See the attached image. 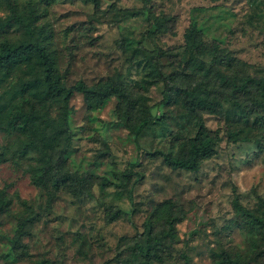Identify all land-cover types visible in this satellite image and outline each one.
<instances>
[{
	"label": "rangeland",
	"instance_id": "374dc122",
	"mask_svg": "<svg viewBox=\"0 0 264 264\" xmlns=\"http://www.w3.org/2000/svg\"><path fill=\"white\" fill-rule=\"evenodd\" d=\"M13 8L35 14L32 30L13 26L1 37L43 42L61 83L121 82L136 103L126 109L111 95L89 107L75 91L65 123L61 102L34 85L37 67L0 70V194L9 201L0 211V264H230L223 253L264 264L261 238L235 206L264 212V129L227 85L234 75L264 79V0H0V19ZM193 21L226 59L203 68L189 60L185 32ZM198 85L215 105L190 110L182 103L178 87ZM168 89L175 92L170 103ZM32 106L37 147L53 146L54 171L86 175L82 192L61 187L50 195L32 181L29 164L42 152L15 150L20 132L10 128ZM147 115L153 122L135 134L127 123ZM198 117L218 131L216 154L197 171L171 168L155 153H183ZM6 146L13 151L4 154ZM132 169L144 173L135 184L137 174H125ZM117 210L121 216L110 218ZM172 211L181 218L170 230ZM151 216L159 237L151 242L163 261L147 262L136 250Z\"/></svg>",
	"mask_w": 264,
	"mask_h": 264
},
{
	"label": "trees",
	"instance_id": "16d2710c",
	"mask_svg": "<svg viewBox=\"0 0 264 264\" xmlns=\"http://www.w3.org/2000/svg\"><path fill=\"white\" fill-rule=\"evenodd\" d=\"M35 14L32 12H23L17 8H13L12 12L5 18L0 19V70L12 71L18 67L35 66L40 70V74L35 80L34 85L41 87L45 96L57 98L61 103V114L64 122H67V108L70 99L75 91H80L84 94L85 100L89 107L100 105L106 98L111 95H117L122 99L126 109L135 107L136 101L133 97V91L127 85L110 80L100 84H88L84 80H79L76 84L68 86L60 82L57 73L55 58L52 52L43 42H23L13 43L7 37H1V34L13 26L26 27L32 30L33 19ZM186 48L188 58L191 62L197 63L203 68L208 61L215 62L224 60L227 55L217 45L210 46L203 39L201 29L197 22L193 21L185 32ZM235 57H230V60H235ZM227 85L230 89V95L235 96L234 99L241 100L237 103L244 106V111L247 117L252 118V124L258 128L264 129V79H258L249 75H234L229 77ZM184 88V89H181ZM184 93L185 102L182 103L190 110H195L199 105L211 107L216 103L209 99V90L203 86L194 87H178ZM175 92L170 89L164 93L165 102L170 103L174 98ZM208 94V95H205ZM238 97V98H237ZM190 98V99H189ZM216 99V98H215ZM29 101V99H28ZM32 101V99H31ZM30 101V102H31ZM220 103L221 101L217 99ZM37 105L34 101H32ZM19 113L13 117V125L11 129L18 130L17 147L15 150L19 152L30 153L35 149L42 152V155L37 158L35 164H29L28 171L32 181L48 190L50 195L58 191L61 187L67 188L71 192H82L79 186L88 182L86 175H79L71 171H54V165L51 157L48 155V148L37 147L38 141L34 131L31 133V124L35 122V106L30 109H20ZM199 127L195 135L189 137L182 145L185 151L179 154H172L163 151H157L155 154L163 156L164 161L173 169H186L197 171L204 160L211 158L217 152V144L219 140L218 131L211 130L205 126L200 117H198ZM1 120V117H0ZM153 122L152 116H143L136 123H127L130 129L135 134H140L149 124ZM36 146V148L34 147ZM53 147V146H52ZM34 148V149H33ZM13 151L10 146H6L4 154ZM135 165V163H132ZM127 177L137 174L134 184L144 177L142 171H127ZM111 181L104 179L103 185L111 184ZM132 188L128 189L129 197L132 198ZM77 190V191H76ZM90 191H87L89 193ZM9 205L4 195L0 194V211ZM236 209L240 217L254 228L256 236L261 238V249L264 252V212L258 213L244 208V206L236 201ZM121 211H115V214L110 218L121 216ZM181 216L175 211L166 215V222L169 229L172 230L175 224L180 220ZM155 220L153 216L148 217L144 221L145 233L147 235L144 243L136 242V250L144 256L147 262L152 259L160 261L165 260L166 255L163 249H159L158 245L152 244L151 240L159 238L154 236ZM223 260L230 264H248L246 260L239 257H233L229 253H223Z\"/></svg>",
	"mask_w": 264,
	"mask_h": 264
}]
</instances>
